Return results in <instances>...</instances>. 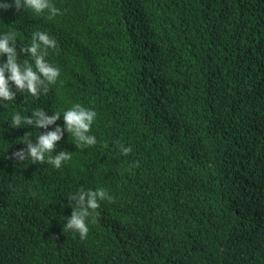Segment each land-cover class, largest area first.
Wrapping results in <instances>:
<instances>
[{"label": "trees", "instance_id": "16d2710c", "mask_svg": "<svg viewBox=\"0 0 264 264\" xmlns=\"http://www.w3.org/2000/svg\"><path fill=\"white\" fill-rule=\"evenodd\" d=\"M129 2L127 20L125 0H57L52 19L15 7L0 19L20 49L37 30L54 38L46 59L60 70L51 95L0 100V264H30L37 242L48 247L39 264H73L77 243L38 225L61 226L68 196L92 183L120 136L101 128L96 146L76 147L65 131L72 159L59 169L6 154L26 133L35 143L64 127L63 113L89 90L113 99L122 144L150 164L141 175L133 163L122 188L105 178L113 201L93 230L121 228L84 246L80 264H264V0ZM38 108L61 117L11 138L12 116Z\"/></svg>", "mask_w": 264, "mask_h": 264}, {"label": "clouds", "instance_id": "9594fccd", "mask_svg": "<svg viewBox=\"0 0 264 264\" xmlns=\"http://www.w3.org/2000/svg\"><path fill=\"white\" fill-rule=\"evenodd\" d=\"M125 1L127 10L124 20H127L131 15V6L129 0ZM121 5L120 1L118 8ZM56 6L58 8L50 3V0H13V3H10V0H0V19L5 18L9 8L12 7H15L17 12L28 9L37 14L47 10L48 19H52L61 14L57 0ZM56 48V40L43 31L33 32L31 44L21 49L15 32H0V57L7 56L6 62L0 58V100H14L17 92H27L37 98L39 95L40 97L51 95L53 91L50 86L56 84L60 70L50 64L46 57L48 49ZM19 50L26 57H30V60L25 59L21 63L17 52ZM12 85L15 86L16 91H13ZM56 100L58 101L57 98ZM114 114L115 103L110 96L98 90H89L86 103H76L63 113L64 127L57 126L54 131L39 134L35 143L30 139V132L26 133L14 149L6 154V159L10 162L12 159L23 161L30 158L34 162L33 165L48 167L53 165L59 169L64 162L72 159L69 145L62 139L65 131L66 139L75 137L76 147L96 146L99 142L97 130L101 128L112 129L120 136V144L114 152L104 155V168L93 177L92 183L79 187L68 196L67 206L70 214L65 215L61 226H49L55 218L50 222L42 221L38 225L40 227L48 224V229H41L54 233L56 242L63 238L77 243L78 248L69 254L73 264H80L84 260V246L92 245L105 238H113L121 228L106 229L102 237L93 230V225L101 216L105 201H113L110 190L104 186L105 178L112 174L114 186L122 188L133 163L141 175H144V170L150 164V159L143 150L138 148L135 153H131V147L122 144L124 131ZM60 117L61 113L54 112V109L38 108L29 116H22L19 112L15 113L6 126L11 132L10 137L14 138L18 131L26 126L46 129L49 125L55 124ZM127 132L133 137L132 130L128 129ZM128 154H130L128 157L131 156V161L128 157L124 158V155ZM134 154H136L135 157H133ZM37 245L39 248L32 251L30 264H39V258L48 250V247L41 242H37Z\"/></svg>", "mask_w": 264, "mask_h": 264}]
</instances>
